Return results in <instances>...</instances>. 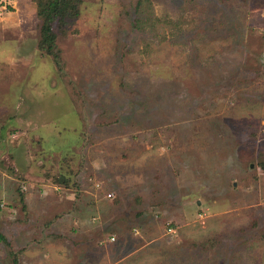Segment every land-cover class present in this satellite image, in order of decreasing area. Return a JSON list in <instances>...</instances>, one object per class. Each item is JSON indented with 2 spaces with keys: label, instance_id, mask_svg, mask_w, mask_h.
I'll use <instances>...</instances> for the list:
<instances>
[{
  "label": "rangeland",
  "instance_id": "obj_1",
  "mask_svg": "<svg viewBox=\"0 0 264 264\" xmlns=\"http://www.w3.org/2000/svg\"><path fill=\"white\" fill-rule=\"evenodd\" d=\"M2 2L0 199L40 184L60 237L0 264H264V0H82L52 52Z\"/></svg>",
  "mask_w": 264,
  "mask_h": 264
},
{
  "label": "crops",
  "instance_id": "obj_2",
  "mask_svg": "<svg viewBox=\"0 0 264 264\" xmlns=\"http://www.w3.org/2000/svg\"><path fill=\"white\" fill-rule=\"evenodd\" d=\"M14 169L16 170V165ZM24 183L25 184H23L22 186L24 187L25 190L22 189L21 187L19 192L17 190V192L15 193L13 188L11 187L7 188V190L5 189L6 195H7L6 198L4 196L5 192L1 193V195L5 199H3V197H1L0 199V200H4L3 206L0 207V227L6 228L4 232L2 233V235L4 234L3 236L7 239L8 242H10V246L13 249H15L17 252L18 251L20 252L23 251V253L28 252V254L27 253L26 254L28 256L29 255L32 256V252L36 250V248H39L40 246L39 243L43 242L45 243V245L46 244L47 245L46 247L41 248L40 255L42 257H46V254L48 256H51L52 255L51 253H55V250H56V246H55L56 241H54L55 239L54 240L52 239L55 236L60 237V234H55L56 230L53 228H52L53 230H50V233H46L45 235H44V232L42 231L43 228H41L40 231L43 232L42 233L43 236H41V233L40 234L36 233L34 224L36 223L37 220L36 221L34 220L37 218V214L39 212L43 213L42 208H44L43 205L45 204V197H43L44 192H42V186L40 184L37 185L36 183H30L28 181H24ZM54 188L55 190H58V189H61V186L59 184L54 185ZM60 194H61L60 192H58V194H55L54 197H51L52 200L56 198V202H58L57 197L62 199V197H60ZM63 194L64 196H67L68 194L70 196L72 195L70 193L66 194V192H63ZM103 197L106 198L107 196L103 195ZM73 199H74V195L71 196V199L69 200L73 201ZM50 202L54 203V201H50ZM51 203L46 202L48 208L49 206L52 205ZM48 210L52 211L51 208ZM30 212L35 213V215L33 216V214L32 215L29 214ZM68 214H72V216L78 217L75 215L76 213L74 214L70 212V210L66 209L62 213L58 211L56 215L54 216V218H56V221H57L61 217V220L66 219V222L69 223L68 218H67ZM42 215H44V217H46L47 219V215H45V213H43ZM83 237H80L81 240L78 242L79 246L83 247V249L87 251L89 250V252H91L92 249L98 250L99 253L101 254V259H98V261L96 260V262L94 263L97 264V263L105 262L104 264H106V260H103L104 256L102 257V254L104 255L106 253L107 244L112 243V241H110L108 238H106V240H103V236L102 237L101 236H97V237L88 236V238H86L88 239L87 241L82 240ZM91 237L93 238L91 239ZM62 238H64V242L62 243L64 245L62 244L61 245L62 247H64L65 244L67 243L66 242L67 236H64ZM75 243L77 242L75 241ZM67 249L69 250V247H67ZM20 259L18 260L20 261ZM54 264H56V262H54Z\"/></svg>",
  "mask_w": 264,
  "mask_h": 264
},
{
  "label": "trees",
  "instance_id": "obj_3",
  "mask_svg": "<svg viewBox=\"0 0 264 264\" xmlns=\"http://www.w3.org/2000/svg\"><path fill=\"white\" fill-rule=\"evenodd\" d=\"M82 0H37V13L41 18V48L47 52H52L55 47V35L52 30V22L54 20H63L67 16L74 17L77 14L78 4ZM2 0H0V3ZM63 182V178L59 179ZM0 241H7L6 238L0 234Z\"/></svg>",
  "mask_w": 264,
  "mask_h": 264
},
{
  "label": "built area",
  "instance_id": "obj_4",
  "mask_svg": "<svg viewBox=\"0 0 264 264\" xmlns=\"http://www.w3.org/2000/svg\"><path fill=\"white\" fill-rule=\"evenodd\" d=\"M2 1H3V0H2ZM5 9H6L5 4H4L3 2H1V3H0V15H1V13H2ZM106 196L109 198V197L112 196V194H111V193H107ZM1 206H3V204H1ZM170 230H171V229H170ZM114 239H115V238H114L113 236H111V237L109 238L110 241H113Z\"/></svg>",
  "mask_w": 264,
  "mask_h": 264
}]
</instances>
